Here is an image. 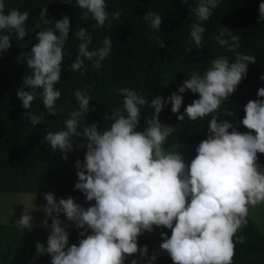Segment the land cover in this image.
<instances>
[{
	"label": "clouds",
	"instance_id": "1",
	"mask_svg": "<svg viewBox=\"0 0 264 264\" xmlns=\"http://www.w3.org/2000/svg\"><path fill=\"white\" fill-rule=\"evenodd\" d=\"M219 2L199 0L190 9L196 20L190 28V43L196 49L203 47L205 28L201 25ZM76 4L83 10V19L93 20L97 28L104 27L106 21L111 27L122 12L117 10L110 15L105 0H76ZM258 11V19L264 21V2L259 4ZM39 15L43 24L52 27L39 30L36 43L29 51H21L17 58L31 70L22 78L16 95L33 127L45 120V113L27 111L38 94L47 114L56 116L62 111L56 106L61 92L55 85L61 80L70 28L67 16L55 22L46 18V7ZM28 18V11L10 9L5 13L4 0H0V54L11 47L13 35L18 42L24 39ZM143 20L151 29L160 31L163 20L160 15L146 12ZM40 27L36 24L33 29ZM74 35L81 42L67 70L83 74L87 70L85 61H91L92 68L99 70L101 62L111 53V39L106 36L101 47L89 50L92 36L88 30L80 27ZM213 39L220 47L235 53L234 62L230 63L225 56L217 57L203 74L188 73V79L177 92L167 98L157 95L150 102L133 89H115L122 104L112 109L109 116L112 123L103 131H98L96 123H84L92 100L90 87L73 91L78 107L69 113L63 129L47 132L44 140L53 152L59 150L64 160L73 151L74 138L84 141L76 144V148L86 151L83 163L77 160L74 165L78 177L74 190L94 204L85 208L72 197L57 201L51 191L43 194L46 204L41 224L50 231L46 247L37 243L36 250L48 254L50 264H125L128 257L137 255L139 259L147 258V264H154L158 253L154 250L149 255L147 245H138V237L151 233L154 227L171 232L170 236L160 232L159 251L166 253L172 264H233L236 243L243 244L246 239L237 233L248 225L250 217L260 224L256 211L264 205V166L258 163V154H264V87L257 89L258 99L243 106L244 116L239 124L248 131L239 132L233 123L218 121V114H213L221 110L223 102L245 78L248 66L256 60L253 55L236 51L240 37L226 27H220ZM156 44L165 47L160 37H156ZM185 51L192 52V48L186 47ZM259 79L264 81V74ZM186 90L198 94V99L188 104L177 120L187 117L188 121H198L211 115L207 138L196 146V155L189 163L178 151L182 145L166 150L165 142L174 128L159 120L168 103L173 114L180 112ZM145 106L152 110L151 115L144 117L146 127L138 131ZM61 213L76 229L82 230L78 232L83 237L78 244L68 246L69 225L61 226ZM32 220L30 211H23L15 226L31 230ZM130 264H138V259H132Z\"/></svg>",
	"mask_w": 264,
	"mask_h": 264
},
{
	"label": "trees",
	"instance_id": "2",
	"mask_svg": "<svg viewBox=\"0 0 264 264\" xmlns=\"http://www.w3.org/2000/svg\"><path fill=\"white\" fill-rule=\"evenodd\" d=\"M198 2L199 0H105L106 11L110 15L117 10L122 12L119 21L113 20L111 27L106 21L104 27L97 28L93 20L83 19V10L77 6L76 0H4L5 13L10 9L28 11L29 18L25 24L28 32L24 39L18 42L13 35L11 47L0 54V192L42 194L51 191L84 197L80 191L74 190V184L78 180L74 165L77 160L83 163L86 151V148H76V144L84 141L74 138L73 151L67 153L68 159L64 160L61 158L62 153L59 150L53 152L44 140L47 132L63 129L69 113L78 107L73 91L90 87L89 96L92 100L84 123H96L98 131H103L112 123L109 119L112 109L122 104V97L115 89H133L150 102L157 95L167 98L177 92L182 82L188 79V73L196 71L203 74L210 67L211 60L217 57L225 56L230 63L234 62L235 53L220 47L213 39L220 27H226L238 35L240 47L236 51L255 56L256 62L248 66L245 78L228 100L223 102L221 110L213 115L218 114V121L233 123L239 132L248 131L239 124L244 116L243 106L249 100L258 99L256 91L264 87V81L259 79L264 74V21L258 19L259 4L264 0H220L211 17L201 25L205 28L201 49H196L190 43V28L196 22L190 9L195 8ZM45 7L46 18L53 22L63 16H67L70 21L69 37L64 46V68L61 80L55 85L61 92L56 106L62 111L56 116L47 114L38 94L31 109L27 111L37 115L45 113V120L33 127L16 95L22 78L29 75L31 70L22 60L18 62L17 58L21 51H29L36 43V33L39 30L52 27L41 21L39 13ZM146 12H155L163 18L160 31L151 29L143 20ZM36 24L41 25L40 29H33ZM80 27L87 29L92 36L89 50L101 47L106 36L112 41L111 53L101 62L100 69L92 68V62L85 61L87 70L83 74L67 70L78 54L81 41L75 37L74 32ZM156 37H160L165 47L161 48L156 44ZM186 47H191L192 52L187 53ZM182 96L183 103L179 113L173 114L171 103H168L159 114L162 124L174 128L164 147L168 149L176 144L185 145L195 156L196 146L207 138L211 115L204 120L188 121L185 117V120L178 121L177 115L182 114L194 99H198V94L188 90ZM151 111L147 106L142 108L138 131H143L146 127L144 117L150 116ZM228 112L232 115L225 114ZM258 157V163L264 166V154H258ZM11 181L12 184L6 185ZM49 231L50 229H44L29 238L22 237L19 243H28V247L18 250L22 257V252H27L26 257L32 261V253L36 252V245L39 243L34 239L40 241L44 238L41 244L46 245ZM79 231L82 230H71L70 241L74 244H78V240L83 238L78 235ZM239 235L246 239L243 244L236 243L233 264H264V237L253 227L250 218L248 225L237 233ZM16 243L14 240V246L11 244L6 250H1L0 257H6L12 249L15 250ZM138 245H147V240L138 238ZM134 257H128L129 263ZM136 259L140 264L141 259Z\"/></svg>",
	"mask_w": 264,
	"mask_h": 264
},
{
	"label": "rangeland",
	"instance_id": "3",
	"mask_svg": "<svg viewBox=\"0 0 264 264\" xmlns=\"http://www.w3.org/2000/svg\"><path fill=\"white\" fill-rule=\"evenodd\" d=\"M173 148L174 146L166 150H172ZM178 151L183 155L185 163H189L191 159L194 158L191 149L185 145H182V147L178 148ZM9 184H12V181L6 183V185L8 186ZM43 194L44 193L33 194V193H21V192L18 193L0 192V254L2 253L1 250L4 251L8 248V246H10L11 244L13 245L14 240H16L17 242L15 244L16 246L15 250L12 249L8 253V256L6 257H0V264H50L51 257L46 253L41 254L36 250V252L32 253L31 256L32 261H31L26 257L27 252L24 253L23 251L22 253L24 257H22V255L18 251L22 247L23 248L28 247V243H21V242L19 243L22 237L29 238L36 232L40 233L44 229H50L48 227L42 226L41 224V221L45 219V214L42 211V209L43 206L46 204V201L44 199ZM53 195L57 201H59L62 198L67 199L69 197H72L76 203L80 204L82 207L85 208L94 204V201L91 202L86 201L85 197H73L60 193H53ZM23 211L25 212L30 211L31 216L33 217L32 220L33 226L31 230H21V229H17V227L15 226V221L18 219V217L21 215ZM256 215H258L260 218V224L257 225L256 223H254L250 217L251 223L253 227L257 230V232L262 237H264V205H262L256 211ZM59 219L62 222L61 226L65 224L69 225V227L67 228L68 236H69L68 246H71L72 244H74L72 241H70V238L72 239L71 230H78V229H76L74 225H72V223L68 221L62 213L60 214ZM48 225L49 226L51 225L50 218H48ZM161 231L166 232L167 235L169 236L171 235V232L168 229L154 227V230L151 233L145 232L138 238H144L147 240L149 255H151L154 250L158 253L157 259L154 261V264H172L170 257L166 253H161L159 251V244L162 242L160 236ZM43 240L44 238L40 241L34 239L35 242H39V243L43 242ZM134 258L136 259L139 257L137 255ZM125 264H130V263L128 260H126ZM140 264H147V258L141 259Z\"/></svg>",
	"mask_w": 264,
	"mask_h": 264
}]
</instances>
